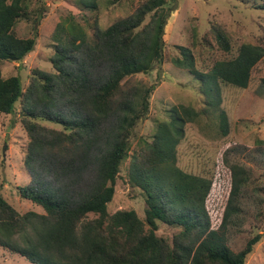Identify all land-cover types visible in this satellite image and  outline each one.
Instances as JSON below:
<instances>
[{"label":"trees","instance_id":"trees-1","mask_svg":"<svg viewBox=\"0 0 264 264\" xmlns=\"http://www.w3.org/2000/svg\"><path fill=\"white\" fill-rule=\"evenodd\" d=\"M259 2L256 8L264 10V0ZM78 9L92 13L98 0H78ZM175 9L169 0H144L130 16L99 29L91 44L68 14L51 36L53 72L35 70L24 90L18 75L4 78L1 69L21 64L34 51L44 10L33 11L28 0H0V113L11 115L21 104L30 184L17 192L42 211L20 214L0 196V247L30 264H246L262 235L248 233L241 250L230 244L231 236L243 232L245 170L228 166L231 189L221 222L213 227L207 210L213 179L177 166L184 126L208 110L173 108L150 140L134 135L155 89L137 78L162 65L165 27ZM22 20H33L29 38L17 36ZM177 50L169 63L211 98L208 109L215 107L217 135L224 139L229 120L213 93L217 97L221 85L248 87L264 57V38L236 46L212 24L200 38L193 31ZM128 159L127 181L143 195L144 219L133 210L108 212ZM159 224L177 231L159 236Z\"/></svg>","mask_w":264,"mask_h":264},{"label":"rangeland","instance_id":"rangeland-1","mask_svg":"<svg viewBox=\"0 0 264 264\" xmlns=\"http://www.w3.org/2000/svg\"><path fill=\"white\" fill-rule=\"evenodd\" d=\"M112 1L114 3H112ZM144 0H98V10L90 13L78 9V0H28L33 11L43 8L44 13L37 24L35 49L21 64L2 66V76L18 75L23 89L31 83L35 71L53 72L51 58L54 56L52 34L57 24L68 14H73L86 33L87 42L93 43L98 30H104L119 18L134 13ZM175 6L164 32V59L160 67L149 76H140L143 84H155L150 96L148 115L135 129L137 138L151 139L157 122L170 119L173 108L184 106L195 111L208 110L196 121L184 126V137L177 147V166L184 172L212 178V188L207 199V210L213 227L222 219L231 189V173L228 166L238 165L247 173V188H243L240 206L245 221L242 233L231 236L234 250H241L248 233L262 235L246 264H264V57L254 67L249 85L241 90L219 87V108L229 120V133L224 139L217 135V111L208 109L211 98L200 94L197 83L187 74L174 69L169 58L177 53V46L185 44L195 31L199 38L209 31L212 24L221 26L234 44H254L264 38V10L256 8L259 0H169ZM34 20V18L32 17ZM33 20H22L16 26L17 36H32ZM149 18L146 19L147 23ZM96 22V23H95ZM21 104L17 103L11 115L0 113V196L17 212L41 213V209L22 200L18 187L30 184V177L23 165L27 135L20 123ZM133 139L132 146H134ZM130 159L121 167L115 185V194L108 206L109 214L119 210H133L145 218L142 193L127 181ZM177 230L159 224L157 234L170 238ZM0 264H30L19 255L0 247Z\"/></svg>","mask_w":264,"mask_h":264}]
</instances>
